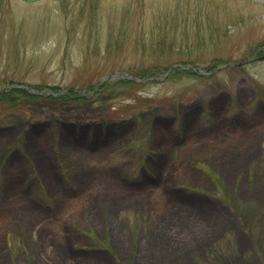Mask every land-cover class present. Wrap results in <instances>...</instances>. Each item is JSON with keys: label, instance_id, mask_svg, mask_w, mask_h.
<instances>
[{"label": "rangeland", "instance_id": "1", "mask_svg": "<svg viewBox=\"0 0 264 264\" xmlns=\"http://www.w3.org/2000/svg\"><path fill=\"white\" fill-rule=\"evenodd\" d=\"M7 88L0 264H264V0H0Z\"/></svg>", "mask_w": 264, "mask_h": 264}, {"label": "trees", "instance_id": "2", "mask_svg": "<svg viewBox=\"0 0 264 264\" xmlns=\"http://www.w3.org/2000/svg\"><path fill=\"white\" fill-rule=\"evenodd\" d=\"M160 47L164 48L165 47L164 43ZM157 70L155 72L153 68L145 67L142 69L134 70L135 71L134 74L135 73L138 74L137 71H139V76L141 78L143 77V78L147 79V78L151 77L152 75H156ZM186 70L187 69H179L178 68V70H176L175 73L176 74H186V72H188V70L187 71ZM193 74H195V72H193ZM119 78L120 77H118V79H115V80H109L105 84H108L107 86L109 89L120 88L122 90H127V91L134 89L133 86L136 87V85L142 84V83H138V82H136V80L128 78V77H123L120 79ZM117 84H120V85L118 86ZM39 90H42V89H39ZM42 96H47L50 98V96H52V95H48L46 92L44 93L42 91H41V93H27L26 91H23L21 89H12V88L0 90V102H11L14 106L18 105V103H16V102H18L19 99L23 100L25 98H30L32 100L34 98H38V97H42ZM78 96H79V94L76 93V91H75V92H72V94L67 92L65 95H61L60 97L62 99H66V101H70L71 99H74L76 97L78 98Z\"/></svg>", "mask_w": 264, "mask_h": 264}]
</instances>
